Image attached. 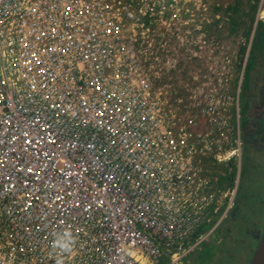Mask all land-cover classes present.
I'll list each match as a JSON object with an SVG mask.
<instances>
[{
	"label": "built area",
	"instance_id": "1",
	"mask_svg": "<svg viewBox=\"0 0 264 264\" xmlns=\"http://www.w3.org/2000/svg\"><path fill=\"white\" fill-rule=\"evenodd\" d=\"M86 1L0 0V264H158L160 256L178 264L207 213L223 217L232 207L237 182L211 179L226 181L223 168L240 147L215 143L212 123L194 121L195 113L186 124L211 141L192 139L172 121L174 107L239 109L191 103L195 93H212L198 85L182 101L151 91L170 86L148 84L147 61L119 60L124 34L106 35L94 23L118 15V0ZM122 1L180 17L183 9L169 0ZM167 63L175 75L185 70ZM107 75L134 90L106 85ZM156 99H169L164 114ZM157 119L165 122L154 131Z\"/></svg>",
	"mask_w": 264,
	"mask_h": 264
},
{
	"label": "rangeland",
	"instance_id": "2",
	"mask_svg": "<svg viewBox=\"0 0 264 264\" xmlns=\"http://www.w3.org/2000/svg\"><path fill=\"white\" fill-rule=\"evenodd\" d=\"M193 2L196 3L193 0H169L171 8H183L179 12L181 17H175L172 14V18L160 22L157 26L159 29H156L158 35H163L167 39L166 47L179 54L176 60L173 59L174 57L169 60L170 64L175 63L176 66L183 67L185 70L181 71L180 75H175L169 66V69H165L166 66L160 63L154 65L158 71L154 70L155 75L150 77L155 79V84L170 86L156 89L161 97L180 99L187 94V91L182 89L185 90V85L190 83L186 79L189 78L192 69L200 70L208 76L207 70L211 68L212 84L209 87L213 86L222 97H232L234 78L237 76L242 60L238 49L247 39V35L242 33L241 29L244 28L249 36L252 30H255L256 21L250 23L249 17L251 5L256 2L254 0H200V4L196 6ZM255 6L254 19L264 21V0H259ZM197 7L199 10H195ZM210 24H214V27ZM238 29L240 30L237 33ZM260 44L261 42L257 41V45L260 46ZM194 52L201 56L200 62L195 60L191 62L187 59L189 54ZM196 57L199 59L198 56ZM159 67L162 69L159 70ZM205 79L203 82H206ZM252 88L253 96L249 99L256 101L257 107L264 106L262 101L264 81L255 82ZM216 91H213L214 95ZM225 101L228 104L224 105ZM216 102L218 107L234 105V99L222 101L216 99ZM253 130L255 131V126ZM259 131L260 139L264 141V127H261ZM239 154L241 162L237 159L233 170H225L232 177V179L228 178L227 182L229 184L233 180L234 183L237 182L234 196L236 201L233 207L236 209V217L235 213L232 218L230 217L231 207L228 216L219 225L217 224V229L213 231L214 228L211 225L205 228L202 234L207 232L206 237H203L206 239L187 252L179 264H198L199 261L201 264L249 263L252 251L257 245L255 242L259 234L264 231V150L253 149V153H247L246 160L242 147ZM231 161L229 160V165H232ZM211 180L219 185L228 186L227 182L220 178ZM212 218L213 216H210V220ZM216 220L218 222V219ZM259 223H262L261 229L258 227ZM210 232H212L211 235ZM207 248H209L208 251L203 255L202 251Z\"/></svg>",
	"mask_w": 264,
	"mask_h": 264
},
{
	"label": "bare ground",
	"instance_id": "3",
	"mask_svg": "<svg viewBox=\"0 0 264 264\" xmlns=\"http://www.w3.org/2000/svg\"><path fill=\"white\" fill-rule=\"evenodd\" d=\"M81 2L84 4H87V5L90 4L86 0H81ZM120 2L135 3L138 5H146L147 4V3H136V2H130V1L118 0V3L114 2L115 4H118V8L113 6V8L118 11V15L117 14H115L113 16L111 15L112 20H110V19L100 20L98 18H94L95 20H100V21H95L94 23L97 24L98 26H100L101 30L103 32H105L106 35H109L110 31L122 32L125 36V39L122 41L123 42L122 44L126 47L127 54H126V59L122 58L119 60H124L125 62H128L130 65H132L133 62L136 61V58H138V59L140 58L144 61H147V64H144L139 59L142 66L145 69L143 72L148 77V81H147L148 84L155 83V79L150 77V75H152V76L155 75L154 70L156 67L154 65L155 64L159 65L160 63H162L163 66H166L165 69L166 68L169 69V67H168L169 65L167 62L169 60H171V58H173V57H174L173 59L176 60L177 57H179V54L177 53V51H174V50L171 51V49H168L166 47V44H168L167 39L163 35L161 36V35H158L156 33V30L154 29L153 26H155L154 25L155 21H156L155 17L158 15L156 13L157 10L156 11H147L145 8H143L141 6L126 5V4L120 3ZM119 6H137V7L133 8V9H130V8L126 9L124 7H119ZM138 7L141 9H139ZM93 8H94V10H91V11H93L96 16H99L101 14V9H96V7H94L92 5L91 9H93ZM163 13H165V12H163ZM127 14H128V16H126ZM131 14H133L134 16L132 17ZM112 22H114V23H112ZM103 23H110V24H108V26H104L105 24H103ZM113 24H118V27H113L112 26ZM120 24H122V26H120ZM100 27H98L97 29L99 30ZM154 33L157 34L156 35L157 40L155 43L151 44V46H148V45H146L144 47L140 46V43L142 40H145V43L149 44L151 42V39L153 38ZM179 41H181V39ZM92 45L96 49H98V47H100L98 42H93ZM103 47L104 48L108 47L110 51H114L115 45L114 44H106V45H103ZM115 52L118 54V50H115ZM198 54L199 53H196V52L190 53L189 57L187 59L189 61H192V60H195L196 56H198V58H200L201 56ZM140 55H142V56H140ZM119 60H118V57L115 60L117 65L120 64ZM164 61H165V63H164ZM103 67L109 68L108 64H104ZM240 67H241V64H240ZM181 68H183V67H181ZM161 69L162 68L159 67V70H161ZM211 72H212L211 68L207 70V73L209 74L208 76H207V74H203L200 71L198 72L195 69L190 72V75L192 76L190 83H187L185 85V87H184L185 90L182 89L183 91H187V89L194 88L197 85H198V87L195 89V91H205V89H206V91H212V93H199V94L195 93L196 95L191 100V103H210L212 105V107H218L217 102H216V95H218V93L214 89L213 86L211 88L209 87L212 84L211 83V78H212ZM75 78L80 79L81 76L78 75ZM204 78H206L205 79L206 82H203ZM83 79H85V78H83ZM111 79L112 78L110 77V75H107L105 84L106 85H113V83H115V82H112ZM204 85H206V87H204ZM129 86H131V87H129ZM115 87L119 88V89H124V91H133L134 90L133 89L134 86H133V84H131V82H130V84H125L122 82L115 83ZM150 90L153 91L154 93L159 94L156 89L155 90L150 89ZM213 91H216L215 95L213 94ZM180 93H182V92H180ZM231 93L233 95L235 94L232 91H231ZM129 95H130L129 93H122L124 100ZM156 100H157L158 105L160 107L161 114H164L162 112V106L165 105L168 102V100H166V99H156ZM179 100L180 101L189 100L188 94H185V96H183ZM235 101H236V99H234L233 107L226 105V106H224V109H233L235 106ZM223 103H224V105L228 104L227 101H225ZM135 107H136V101L134 100L133 105H132V109ZM143 107H145V105H143ZM186 108H190V109H186ZM116 110L117 109L112 108L111 113L115 112ZM174 111H175V114L177 113V115H176V118H171L172 121H174V122L179 121L180 123L185 125V127L190 129L191 131H193L194 137H191L192 139L211 141L210 139H207L201 132H198L196 129H194L193 127L188 126L186 124L185 117H188V115H193L195 113L196 115H198V117H194L193 118L194 121H198V120L202 119L207 123H212V126H209L208 130L214 134V138H215L214 142L215 143L230 145V146H236V147H237L238 143L240 144L239 127H238L236 121L233 119L230 111H222V113H218V111L216 113L206 112V106H197V105H186V107L175 106ZM123 112L124 111H122V110L118 111V113H120V114ZM152 114H153V109L151 110L150 115H152ZM222 114H223V117L221 119L225 120L224 123H222V121L220 119ZM206 115L211 116V117H206ZM164 122H165V119H157L156 120L157 125H156L154 131H157L159 126ZM123 124H133V121L129 122V123L124 122ZM237 157H238V154H234L232 159L236 158V161H237V159L239 160V158H237ZM228 168L229 167L223 168L224 172H225V170L228 171ZM225 174L227 175L228 173L225 172ZM225 176H223V177H225ZM230 210L231 209H229L223 217H222L223 211L218 212L219 213V215L217 217L218 222H216L217 221L216 220L211 225L214 228L213 231L215 229H217L219 223L228 216ZM206 216H207V218H209L207 223L212 220V219L210 220V216L214 217V215H210L209 212L207 213ZM201 228L202 227H200L196 231V233H194V235H193L194 241L193 242H191V238H193V237H191L189 239L190 245H194V247L198 246L206 239V238L204 239L203 237H206L205 235L207 234V232L202 234L206 229L205 230L202 229L203 230L202 231ZM199 231H202V232L199 233ZM212 232H210L209 234L211 235ZM145 259L148 260L147 258H145ZM158 264H161V256L159 257Z\"/></svg>",
	"mask_w": 264,
	"mask_h": 264
},
{
	"label": "flooded vegetation",
	"instance_id": "4",
	"mask_svg": "<svg viewBox=\"0 0 264 264\" xmlns=\"http://www.w3.org/2000/svg\"><path fill=\"white\" fill-rule=\"evenodd\" d=\"M246 35L247 39L243 43V54H241L240 79L237 83V90L233 95V97H238L233 109H240V111H230L239 127L240 144L238 143L237 147H242L245 160L247 159V153H253V149L264 150V141L260 139L261 136L259 135V130H261V127H264V106L257 107L256 101L249 99V97L253 96L251 89H253L252 87H254L255 82L264 81V32L252 30L251 36L248 33ZM257 41L261 42L260 46L257 45ZM262 101H264V95ZM242 109L244 112H242ZM253 114L254 116H252ZM253 126H255V131L253 130ZM237 158L241 162L240 154H238ZM231 160L232 165H229L228 171L233 170L236 158ZM234 204L230 213L231 218L233 217V213L236 212V209H233ZM258 227L261 229L262 223H259Z\"/></svg>",
	"mask_w": 264,
	"mask_h": 264
},
{
	"label": "trees",
	"instance_id": "5",
	"mask_svg": "<svg viewBox=\"0 0 264 264\" xmlns=\"http://www.w3.org/2000/svg\"><path fill=\"white\" fill-rule=\"evenodd\" d=\"M255 2V4H253V5H251L252 7H251V15H250V17H249V19H250V23H253V21H254V13H255V8H256V4H257V2H258V0H254ZM210 26H213L214 27V24H210ZM260 28V29H259ZM239 30L240 29H238L237 30V33L239 32ZM256 30L257 31H260V32H264V22H262V21H258V24H257V28H256ZM241 31H242V33H244L245 35L247 34V32H246V30L244 29V28H242L241 29ZM243 45L238 49V51H239V55L240 54H242L243 53ZM238 66H239V64H238ZM240 67L238 68V73H237V76L234 78V84H233V86H232V92L233 93H235L236 92V90H237V83H238V81H239V78H240ZM242 112H244V110L242 109ZM235 167V166H234ZM224 178V180H228V178H227V175L225 176V177H223ZM225 181V182H226ZM227 184L228 185H230L228 182H227ZM218 215H219V213H216L215 215H214V217L212 218V220L210 221V222H208L206 225H205V228H207L208 226H210V225H212L215 221H216V219H217V217H218ZM205 228L204 227H202L201 228V230L202 229H204L205 230ZM202 231H199V233H201ZM196 235V234H195ZM193 237V236H192ZM194 241V237L193 238H191V242H193ZM208 249L209 248H207V249H205L204 251H202L203 252V255L208 251ZM203 255H202V257H203ZM198 264H201V262L199 261L198 262Z\"/></svg>",
	"mask_w": 264,
	"mask_h": 264
},
{
	"label": "water",
	"instance_id": "6",
	"mask_svg": "<svg viewBox=\"0 0 264 264\" xmlns=\"http://www.w3.org/2000/svg\"><path fill=\"white\" fill-rule=\"evenodd\" d=\"M255 25L257 26V22ZM248 264H264V231L260 234L259 240Z\"/></svg>",
	"mask_w": 264,
	"mask_h": 264
},
{
	"label": "crops",
	"instance_id": "7",
	"mask_svg": "<svg viewBox=\"0 0 264 264\" xmlns=\"http://www.w3.org/2000/svg\"><path fill=\"white\" fill-rule=\"evenodd\" d=\"M166 1V0H165ZM158 15L155 17V26H153L154 27V29L156 30V29H159L157 26H158V24H160V22H165V20H167V19H170V18H172V14H169V13H163V12H161V11H157L156 12ZM155 13V14H156ZM175 17H176V15H174ZM197 58V57H196ZM195 58V62H197V61H199L200 62V59H201V57L199 58V59H196ZM194 61V60H193ZM192 62V61H191ZM192 70H194V69H192ZM199 70V69H198ZM200 71V70H199ZM198 71V72H199ZM189 74V73H188ZM191 75L189 74V78H187L186 79V81H190L191 80V77H190Z\"/></svg>",
	"mask_w": 264,
	"mask_h": 264
},
{
	"label": "clouds",
	"instance_id": "8",
	"mask_svg": "<svg viewBox=\"0 0 264 264\" xmlns=\"http://www.w3.org/2000/svg\"><path fill=\"white\" fill-rule=\"evenodd\" d=\"M259 1V0H258ZM256 22H257V24H258V21H262V22H264L263 20H257V19H254ZM255 30H256V27H255ZM239 111H240V109H239ZM240 152H241V147H240ZM232 162V161H231ZM231 165V164H230ZM227 177L228 178H230L231 177V175H230V173H228L227 174ZM231 179H232V177H231ZM236 199V198H235ZM235 199H234V201H233V203L235 202ZM223 221V220H222ZM207 224V222H205V223H203L202 224V226L201 227H204L205 228V225ZM179 264V263H178Z\"/></svg>",
	"mask_w": 264,
	"mask_h": 264
}]
</instances>
